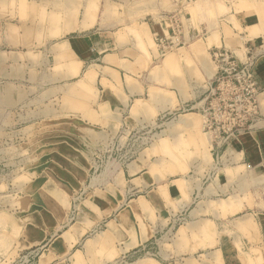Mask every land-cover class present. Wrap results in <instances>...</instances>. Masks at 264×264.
I'll return each instance as SVG.
<instances>
[{
  "label": "rangeland",
  "instance_id": "1",
  "mask_svg": "<svg viewBox=\"0 0 264 264\" xmlns=\"http://www.w3.org/2000/svg\"><path fill=\"white\" fill-rule=\"evenodd\" d=\"M151 1L126 3L132 9ZM79 7L75 0H0V264H39L63 229L79 223L78 256L71 254L67 264H225L230 257L264 264V215L245 209L239 198L202 199L208 186L225 182L217 171L227 162L226 147L219 154L213 149L200 111L163 113L135 137L125 136L122 125L109 126L115 128L110 132L69 115L79 109L64 100L60 78L49 75L58 70L50 54L67 33L74 34ZM97 9L103 24L106 12ZM184 116L197 122L187 127ZM131 163L144 171L156 166L158 176L173 168L160 182L171 184L169 190L158 200L136 197L130 207L129 200L119 202L105 215L97 202L92 206L98 218L81 220L90 215L87 199L105 192L115 173ZM107 174V183L87 195L90 178ZM70 186L67 205H61L64 219L53 223L59 207L50 190L67 194ZM195 187L199 191L189 196ZM111 222L119 230L111 232Z\"/></svg>",
  "mask_w": 264,
  "mask_h": 264
},
{
  "label": "crops",
  "instance_id": "2",
  "mask_svg": "<svg viewBox=\"0 0 264 264\" xmlns=\"http://www.w3.org/2000/svg\"><path fill=\"white\" fill-rule=\"evenodd\" d=\"M76 1L81 4L80 15L73 25L76 30L59 40L57 51L50 54L54 65L57 60L58 70H51L49 75L60 78L63 84L59 87L66 90L64 100L72 101V106L79 109L75 112L79 114L72 112L70 116L82 117L83 124L105 125L110 132L115 128L109 126L122 125L125 136L135 137L161 114L203 98L208 80L217 73L211 52L225 46L239 61L255 62L254 78L260 88L259 104L264 117V1L153 0L132 9L126 0ZM214 2L220 8L225 7V12L221 13ZM98 6L106 12L103 24L98 20ZM194 8L196 21L190 12ZM195 122L188 116L181 119L187 127ZM222 157H226L227 164L217 173H224L225 182L221 180L211 190L208 186L202 199L209 202V199L239 198L245 209L264 215V126L233 140ZM132 164L115 173L105 185L104 188L109 186L105 192L93 193L87 199L90 215L81 216V220L90 222L98 218L97 206H92L97 202L104 206L101 215H105L119 202L129 200L130 207L136 197L158 200L169 190L171 184L160 182L165 172L172 173L173 168L158 176L156 166L144 171ZM177 182H173L175 187L179 185ZM66 189L67 194L61 195L50 190L51 198L58 196L54 200L59 208L55 210L53 223L64 219L61 205H67L66 195L72 193V186ZM230 190L233 193L226 196ZM198 191L199 187H195L188 194L193 197ZM47 226L53 229L51 224ZM82 227L79 223L63 229L40 257L39 264H67L71 254L77 257ZM109 227L111 232L119 230L114 222ZM142 241L143 238L135 244ZM241 263L236 257L225 262Z\"/></svg>",
  "mask_w": 264,
  "mask_h": 264
},
{
  "label": "built area",
  "instance_id": "3",
  "mask_svg": "<svg viewBox=\"0 0 264 264\" xmlns=\"http://www.w3.org/2000/svg\"><path fill=\"white\" fill-rule=\"evenodd\" d=\"M211 55L217 66L216 75L208 80V90L198 102L183 106V111L197 109L204 117L203 130L210 133L213 149L219 154L233 140L246 132L264 126L260 111V88L254 78L253 60L239 61L225 46H218ZM166 114L161 115L164 118ZM108 167L105 171H108ZM98 169L95 170V173ZM94 173V175H95ZM92 176L85 192L103 186L109 180Z\"/></svg>",
  "mask_w": 264,
  "mask_h": 264
},
{
  "label": "bare ground",
  "instance_id": "4",
  "mask_svg": "<svg viewBox=\"0 0 264 264\" xmlns=\"http://www.w3.org/2000/svg\"><path fill=\"white\" fill-rule=\"evenodd\" d=\"M68 221V220H67Z\"/></svg>",
  "mask_w": 264,
  "mask_h": 264
}]
</instances>
